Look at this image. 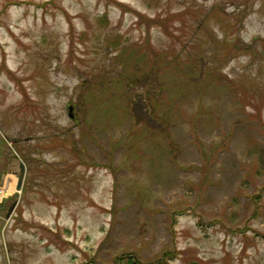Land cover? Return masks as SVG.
<instances>
[{"label": "rangeland", "instance_id": "obj_1", "mask_svg": "<svg viewBox=\"0 0 264 264\" xmlns=\"http://www.w3.org/2000/svg\"><path fill=\"white\" fill-rule=\"evenodd\" d=\"M0 189V264H264V0H0Z\"/></svg>", "mask_w": 264, "mask_h": 264}, {"label": "trees", "instance_id": "obj_2", "mask_svg": "<svg viewBox=\"0 0 264 264\" xmlns=\"http://www.w3.org/2000/svg\"><path fill=\"white\" fill-rule=\"evenodd\" d=\"M15 3H22L21 1H17ZM139 18L141 17V19L145 21H149L151 22L153 25H158L160 27L163 28V30H165L167 32V34H170V31L168 30L166 23L167 20L169 19V17L171 16H165V17H161V16H154V18H150V17H146L143 14H139ZM178 14H174V17H176ZM102 20H105V17L101 18ZM260 196H256L253 197V203L255 204V206L257 207L255 209V211H257L260 207ZM259 198V199H257ZM256 213L254 212V215ZM178 253H174L175 256H177ZM169 256V255H168ZM173 256V254L167 258L166 255H164V257L160 258L159 260H157L156 262H154L153 264H172L170 263V260L172 259L171 257ZM85 261L81 262L80 264H100L97 263L96 260L92 257H85L84 258ZM115 264H143L141 262H139L134 256H132L131 254H126V255H120L118 257L115 258Z\"/></svg>", "mask_w": 264, "mask_h": 264}, {"label": "water", "instance_id": "obj_3", "mask_svg": "<svg viewBox=\"0 0 264 264\" xmlns=\"http://www.w3.org/2000/svg\"><path fill=\"white\" fill-rule=\"evenodd\" d=\"M70 109H71V107H70ZM69 115L72 117V114L71 113ZM19 188H21V182L17 186V189H19Z\"/></svg>", "mask_w": 264, "mask_h": 264}, {"label": "built area", "instance_id": "obj_4", "mask_svg": "<svg viewBox=\"0 0 264 264\" xmlns=\"http://www.w3.org/2000/svg\"><path fill=\"white\" fill-rule=\"evenodd\" d=\"M0 193H2V190L0 189Z\"/></svg>", "mask_w": 264, "mask_h": 264}]
</instances>
